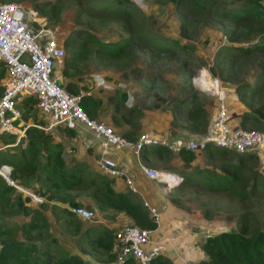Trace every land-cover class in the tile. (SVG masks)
Returning <instances> with one entry per match:
<instances>
[{
  "label": "rangeland",
  "instance_id": "1",
  "mask_svg": "<svg viewBox=\"0 0 264 264\" xmlns=\"http://www.w3.org/2000/svg\"><path fill=\"white\" fill-rule=\"evenodd\" d=\"M243 1L227 0V3L231 6ZM6 2L22 3L37 11L56 27V35L63 44L66 59L76 60L73 66L67 68L71 73L70 76L62 75V82L66 86L70 81L75 84L76 93L84 95L88 93L89 97L100 100L103 104L101 113L111 112L114 123L109 125L115 130H117L115 126L120 127L127 123L135 129L132 130L133 138H135L138 134L136 130L140 128V122L137 119L143 114L141 109L152 112L154 110L152 107L162 111L168 108L173 111L183 108L184 113H187L190 102L187 104L184 100L192 99L195 95L200 98L199 101L204 106L207 104L213 107L215 97L210 92L188 84L191 83V78L198 75L199 70L206 69L210 76L221 81L224 88L234 91L247 110H259L257 117L262 120L255 121L256 123L248 121L242 128L264 131V87H261V84L264 85V75H262L264 52H252L245 55L237 51L239 48L250 47L251 41L261 38L256 37L248 42L230 41L225 36V32L231 28L230 22L217 18L213 10L205 15L193 16L188 13L186 6L177 7L174 0H0V3ZM100 3L107 4L99 7ZM260 3L264 8V0H260ZM107 6L118 10L111 11ZM91 36L107 44H116L125 39L128 42L123 53L112 58L99 50L98 43L90 39ZM67 37L76 39L74 44L65 46ZM163 40L169 44L160 47L159 43H165ZM82 41L86 42L84 50L77 52L75 49ZM164 47L169 50L163 49ZM64 67L65 61L62 72ZM57 72L60 75V69H57ZM3 77L0 78L2 89ZM237 88L240 90L238 92L240 95L236 93ZM123 93H126V96ZM34 99L30 96L19 104L20 115L12 121L11 128L17 136L27 125L31 126L32 123L42 121L36 108L32 107L31 101ZM100 108L101 105L97 114ZM232 122L230 121V124ZM3 127L5 126L0 124V133ZM202 130H204L203 126L195 129L197 132H203ZM77 132L86 133L81 137L83 146L86 144L96 152L100 140L95 133L87 131L86 128ZM55 136L57 140L67 141L69 135L64 129L59 128V133ZM77 147L73 141L65 146V153H69L66 156L73 157L74 161L77 159L76 155L80 157ZM110 148L116 152L117 158L126 159L129 156L132 161L134 157L132 150L128 147L111 146ZM199 152L205 153L204 150ZM94 155L97 158V155ZM171 155L172 153L168 152L153 157L165 165L163 168L170 171L177 170L178 166L166 165ZM206 155L207 157L202 155L192 167L188 166L182 174L183 182H189L174 187L168 193L187 216V220H184L187 228H190L187 233L203 231L201 221L207 226L204 234L196 242L199 246H196L198 257L194 259V263L190 264H195L200 257L205 259V253H201L199 249L207 238L206 233L213 236L225 231L243 229L244 234L250 236L257 230L264 229V186L262 184L264 163L254 154L255 160L252 158L247 160L246 157L240 159L235 153L224 157L207 152ZM239 164L242 165L241 168L233 167ZM132 165H135L134 161ZM132 172L135 175L139 173L135 171V168ZM205 174H214L217 185L221 182L226 188L213 187L207 182V177H204L205 181L202 179V175ZM219 175L226 176L228 179L223 178L220 181ZM140 177V183L133 180L137 190L143 194L152 192L151 184L142 176ZM84 178L88 180V173H84ZM118 178L109 179L114 181ZM234 178L237 180L233 181ZM157 185L158 197L163 200V185ZM27 188L41 199L45 198V201L39 203L41 205L37 207L33 204L32 207L24 210L18 207L0 209V243L10 234L15 236L16 231L18 239L31 240L35 233L31 234L29 230L30 238H28L26 224L37 216L40 217L38 218L40 222H46V217L47 233L42 239L56 237L58 253L78 254L86 264L106 261L109 252L93 246L97 236L104 230L103 225H107L108 222L104 220L103 213H99V200L90 197L91 187L64 189L52 199L46 197L47 192L43 193V187L39 181H34ZM130 194L132 200L139 201L134 193L130 192ZM67 198L75 199L77 206H84L87 200L91 205L90 210L94 212L93 219L81 221L68 214L65 210L70 204L64 201ZM146 211L151 215L147 209ZM77 221H80L82 226L90 224L88 226L90 230L73 235ZM97 221H101L102 224H97ZM123 223L133 224L129 217ZM167 226L161 228L163 231L161 242L152 246L159 251L169 243V238L165 237V234L170 232ZM177 226L181 230L186 228L182 223ZM42 227L44 229L45 224ZM153 241H156L155 237ZM115 249L117 253L116 246ZM176 251L180 252L179 249Z\"/></svg>",
  "mask_w": 264,
  "mask_h": 264
},
{
  "label": "trees",
  "instance_id": "2",
  "mask_svg": "<svg viewBox=\"0 0 264 264\" xmlns=\"http://www.w3.org/2000/svg\"><path fill=\"white\" fill-rule=\"evenodd\" d=\"M174 1L177 7L186 6L190 15H205L213 10L217 18L229 21L231 28L225 32V36L228 37L230 41L242 40L243 42H248L256 37L261 38L260 40L251 41L250 47L237 49L240 54L246 55L252 52H264V8L260 0H244L242 3H235L231 6L228 5L227 0ZM106 4L107 3H100L99 7L106 6ZM107 8L111 11L118 10L114 9L112 6H107ZM186 24L187 23H185V25ZM90 39L98 43L100 51L112 58L120 56L128 42V40L125 39L116 44H107L98 41L94 36H91ZM75 40L76 39L67 37L64 45L68 46ZM164 42L165 43H159L160 47L169 44L166 41ZM85 43L86 42L82 41L75 50L77 52H82ZM163 49L169 50L167 47ZM75 63V59L65 58V67L62 72L64 77L70 76L71 73L68 72L67 68L73 66ZM0 66L1 78L4 76V65L0 63ZM262 75H264V73ZM74 85L75 84L68 81L65 87L71 92H76L77 88ZM261 87H264V85L261 84ZM239 91L240 90L237 88V95H240V93H238ZM1 92L2 88L0 87V94ZM123 94L126 96V93ZM231 95L236 96L234 91L228 90V96ZM199 100L200 98L197 95L192 99L188 98L184 100L187 104L190 102L186 117L192 125L191 128L193 130L199 126H203L204 130L202 131H205L208 124V113L204 104ZM31 102L34 104L36 99ZM100 105L101 102L98 99L83 97V107L91 118L96 117ZM249 106L252 107L251 104H249ZM28 109L29 108H27V110ZM258 114V109L247 110V107H245L241 115L240 126L242 127L248 121L255 122L262 120L258 119ZM64 130L71 137L75 135L74 130ZM58 131L59 129L57 132ZM132 134L133 133H131V135L125 134V136L129 139H134ZM0 138L5 144H14L16 142V135L13 133H3L0 135ZM64 147L63 141L57 140L55 135L47 134L43 129L36 125H32L25 129V136L21 137L16 145L10 146L5 151L0 152V164L10 165L12 167V177L26 187H30L34 181L41 182L43 193L45 194V192H47L46 197L49 199L56 197V195L64 189H78L82 186L91 187L92 193H90V197L99 200V209L100 211H105L103 216L109 222L116 221V214L118 213L126 215L131 219L134 225L142 228L147 227L149 229H154L157 226L154 219L149 216L143 203L131 199L130 192H115L111 185L112 180L104 175L91 172L83 162L72 161V165L69 164L63 155ZM150 149L164 151L166 148L153 146L145 150ZM204 152L205 154L207 152L208 154L214 156L218 155L219 157L235 153L211 145H208L204 149ZM178 154L185 166L188 167L197 153L188 149H181ZM237 155L240 159L246 157L247 160L251 158L255 160L253 154L243 153ZM241 166V164L233 165V167L237 169L241 168ZM84 173H88V180L84 178ZM219 176L220 181H222L223 178L228 179L226 176ZM204 177L210 178L209 180L211 181L207 179V182L213 187L226 188L221 182L218 183L219 186L217 185L214 174L202 175V179L205 181ZM187 178L188 177H186V179ZM235 180L237 179L234 178L233 181ZM187 182L189 181H185L183 184ZM262 184L264 186V180ZM242 197H244V195H242ZM64 201L69 202L71 206H77L73 198H67L64 199ZM33 204L35 203L29 196L7 185L0 177V209L5 210L18 207L24 210L27 207H32ZM35 205L37 207L41 204ZM87 207L90 208L91 206L89 205ZM65 211L69 214L67 209ZM38 218L40 217H34L26 224L29 228H27L26 232L27 237L29 236V230L31 234L32 232L33 234L35 233L31 240L27 239L24 241L23 239H18L17 231L15 236L14 234L9 235L7 232L9 236L0 243V264H86L83 258L78 254L58 253V251H56V245L58 244L56 237L42 239L47 233V218L45 217V223L40 222ZM44 224L45 227L43 229L42 226ZM88 228L87 226H82L80 221H77V227L72 234L76 236L83 231L87 232L90 230ZM24 229L23 227V231ZM114 244L111 229L104 227L102 233L95 239V243L93 242V246L108 251L109 256L106 258L105 262H98L97 264H109L116 261L117 253ZM201 248L206 257L195 264H264V229H259L250 236L245 235L243 229L217 233L207 237ZM123 264L135 263L131 259H126ZM150 264H173V262L164 255H157L152 259Z\"/></svg>",
  "mask_w": 264,
  "mask_h": 264
},
{
  "label": "built area",
  "instance_id": "3",
  "mask_svg": "<svg viewBox=\"0 0 264 264\" xmlns=\"http://www.w3.org/2000/svg\"><path fill=\"white\" fill-rule=\"evenodd\" d=\"M56 31V27L34 9L17 2L0 3V63L5 70L0 94V124L5 127L1 129L0 135L5 131L13 133L12 121L20 115L19 104L33 96L36 102L32 107L36 108L42 121L31 126H38L47 134H55L59 128L76 131L86 128L87 131H93L100 140L96 149L99 171L109 178L123 174L116 158L111 156L114 152L111 146L128 147L139 157L143 149L159 145L175 153L182 148L199 152L213 145L237 153L255 154L264 163V131L247 130L230 124L227 91L221 81L212 76V85L206 91L216 97V107L210 114L206 134L199 140H170L156 136L151 131H142L136 139L130 140L105 122L90 118L83 107L84 94L71 92L62 82L61 71L66 52ZM23 55L26 61L22 60ZM57 69H60V75ZM198 76L200 73L191 78L193 84H200L197 82ZM27 127L20 135H16L14 144H5L0 138V152L16 145L25 136ZM139 168L147 179L163 184L165 192L183 180L182 176L150 168L141 162ZM0 177L7 185L29 196L33 202H41L40 197L12 177L11 166L1 164ZM125 183L127 188L135 190L131 177H126ZM149 210L157 221L155 208ZM70 212L83 220H90L94 216V212L86 207L73 206ZM153 232L152 229L131 223H122L112 229L114 245L118 250L117 262L124 263L126 259H131L135 264H150L159 255L157 248H147Z\"/></svg>",
  "mask_w": 264,
  "mask_h": 264
},
{
  "label": "crops",
  "instance_id": "4",
  "mask_svg": "<svg viewBox=\"0 0 264 264\" xmlns=\"http://www.w3.org/2000/svg\"><path fill=\"white\" fill-rule=\"evenodd\" d=\"M228 103H229L228 104L229 105V121H233L232 122L233 126H239V120L241 119V115L243 111L245 110V106L242 102H240V100L235 95L229 96ZM209 106L210 105H207V104L205 105V109L208 113V120H209L211 112L216 107V101L213 103L212 105L213 107H209ZM102 108H103V104H101V108L99 109V112L96 115V118L107 124H113L114 122L110 115L111 112L108 113L105 111L104 113H101ZM152 108H154L152 112L146 109H143V110L141 109L143 114L140 118L137 119L138 122H140V128L136 130L137 133L143 130L151 131L156 136L165 137V138H169L172 140L193 139L199 135L200 132H197L191 128L192 125L188 121L186 117V113H184L183 108L177 109L175 111L169 108L166 111L156 110L155 107H152ZM115 128L119 130V132H123L129 135L133 133L132 130H135L127 123H125L123 126H120V127L115 126ZM74 132H75V135L73 137L68 136L67 141L63 140L64 145L66 146L68 142H72V141L75 142L76 146H78L77 147L78 154L80 155V157L76 155V158H77L76 160L78 162L85 163L87 166V169H89L91 172L99 174L98 163H97L98 156L96 158L94 155V154L96 155L98 154L94 151L93 148L87 147L86 144H84L83 146V143L81 141V137L85 135L86 133L83 132L82 136L80 137V134L77 131H74ZM58 133L59 131L56 132V134ZM65 150L66 149L64 147V151H63L64 158L69 160L68 163L72 165L73 157H67L66 155L69 153H65ZM168 152H171L172 155H171L170 161H168L166 165L168 166L173 165L175 167L178 166L177 170L170 171V170H167L166 168H163L165 165L161 164L157 159L153 157L154 155L157 156V155L165 154ZM133 155L134 157L132 158V161H131V158L129 156L126 159L125 158L120 159V158H117L116 152H112L111 156H114L116 158L118 164L120 165L123 171V174L117 180L112 181L111 183L112 188L117 193H129V192L134 193L135 196L138 197V200L143 203V205L149 212H150L149 210L150 208H155V210L157 211L158 219L156 221L157 226L154 228L155 234L153 232V235L155 236L152 235L150 237L147 248L152 249L153 245H156L161 242V235L163 233L161 228L167 226L168 224L167 227H169L170 232L172 234H170L169 232L168 234H165V237L169 238V243L167 244L165 248H161L160 251L157 248L158 252L161 253V255L168 257L173 262V264L194 263L195 262L194 259L198 257V254L196 253L198 251L196 250V246L199 247L198 245H196V242L199 241L200 236L204 234V229L207 228V226H205L203 224V221H201L200 219V221L202 222L201 228L203 229V231H200L198 233L196 232L187 233V230L190 228H187V224L184 222V220H187V216L185 215L184 211L178 208L180 206H178L174 202L175 199H172L169 196V194L166 193L164 190H163L164 192L163 200L162 199L160 200V198L158 197V194H159L158 185H157L158 183L153 180H149L145 177L144 173L139 168V162L145 164L146 166L150 168L170 171L177 175L184 174L185 170L188 167L185 166L184 162L181 160L178 153H175L168 149H165L164 151H161L158 149L144 150L142 151V153H140L139 157H137L134 153ZM195 155H196L195 158L189 163V166L191 167L194 165L195 162H197L201 158L202 155L204 157L205 156L207 157V155L203 152L202 153L200 152L199 154H195ZM133 161L135 165H132ZM133 167L135 168V171L139 172L138 174L135 175V173L132 172L134 169ZM140 176L145 178L151 184L152 192L143 194L137 190L134 184H133L135 188L134 191L127 188L126 183H125L126 177H131L132 180H135L138 183H140L141 182ZM179 186H182V185H179ZM84 205L89 206V202H87L86 200ZM99 213H105V211L103 212V211H100L99 209ZM116 215H117L116 221H113V222H109L106 218H104V220H106L108 224L103 225V226L109 229H114L118 225L128 220V217L126 215H122L118 213ZM193 220H196V219L193 218ZM181 223L183 224V226H186V228H183L181 230V228L177 226ZM97 224H102V222L97 221ZM86 226H90V224L88 225L87 223ZM158 234L160 235V237ZM154 237L156 239L155 242L153 241ZM176 249H179L180 252L179 251L177 252ZM199 250H201V253L203 252L201 248ZM202 259L204 258L200 257L197 262H199ZM109 264H118V263L113 262Z\"/></svg>",
  "mask_w": 264,
  "mask_h": 264
},
{
  "label": "clouds",
  "instance_id": "5",
  "mask_svg": "<svg viewBox=\"0 0 264 264\" xmlns=\"http://www.w3.org/2000/svg\"><path fill=\"white\" fill-rule=\"evenodd\" d=\"M65 61V60H64ZM62 72V71H61ZM199 72H200V70H199ZM199 72H198V74H199ZM210 74V73H209ZM61 76H62V73H61ZM63 78V77H62ZM192 86H196V87H198V88H200L201 90H205L206 91V89L207 88H203L200 84H193L192 83V80H191V83H190ZM226 89V88H225ZM226 91H227V100H228V90L226 89ZM212 95V94H211ZM212 96H214V95H212ZM83 97H89V95H84ZM215 97V96H214ZM215 101H216V97H215ZM228 102V101H227ZM229 104V103H228ZM228 107H229V105H228ZM86 112V111H85ZM88 115V114H87ZM89 116V115H88ZM91 118V117H90ZM210 118V117H209ZM92 119H96V118H92ZM98 120V119H97ZM107 124V123H106ZM109 125V124H108ZM208 125H209V122H208ZM208 125H207V127H206V130L205 131H203V132H200L199 133V135L196 137V138H193V139H196V140H199L203 135H205L206 134V132H207V130H208ZM110 126V125H109ZM240 126V125H239ZM241 127V126H240ZM242 128V127H241ZM114 129V128H113ZM78 130H81V129H77V131ZM115 130V129H114ZM74 131H76V130H74ZM116 132H118V133H122L123 135H125L123 132H119V131H117V130H115ZM144 131V130H143ZM142 132V131H141ZM141 132H138V134L136 135V137L134 138V139H136L137 138V136L141 133ZM56 134V133H55ZM55 134H52V135H55ZM56 137V136H55ZM127 137V136H126ZM129 139V138H128ZM134 139H130V140H134ZM170 140H172V139H170ZM178 140V139H177ZM180 140H187V139H180ZM211 146H213V145H211ZM157 147H164V148H166V149H168L167 147H165V146H162V145H159V146H157ZM218 148V147H217ZM182 149H186V148H182ZM221 149H223V148H221ZM143 150H145V149H143ZM142 150V151H143ZM169 150V149H168ZM204 150V149H203ZM228 150V149H227ZM142 151L140 152V153H142ZM191 151V150H190ZM202 151V150H201ZM231 151V150H230ZM193 152V151H192ZM97 153V152H96ZM177 153H179V152H177ZM194 153H200V152H194ZM235 153H237V152H235ZM98 154V153H97ZM237 154H243V153H237ZM250 154V153H249ZM255 155V154H254ZM98 156V158H99V154L97 155ZM1 165V164H0ZM8 165V164H7ZM145 165V164H144ZM10 166V165H9ZM98 171H99V168H98ZM168 172H170V171H168ZM170 173H172V172H170ZM99 174H101L100 173V171H99ZM173 174H175V173H173ZM102 175V174H101ZM177 175V174H176ZM105 176V175H104ZM179 176H182V174H180ZM107 177V176H106ZM183 177V176H182ZM109 178V177H108ZM154 181V180H153ZM156 182V181H155ZM183 180L180 182V183H178V184H174V185H172V189L174 188V187H176V186H179V185H183ZM158 184H160V183H158ZM163 185V184H162ZM163 189H164V185H163ZM171 189V190H172ZM165 191V190H164ZM170 192V191H169ZM169 192H166V193H169ZM43 201H45V198H44V200L42 199L41 200V202H34L35 204H39V203H42ZM71 207H73V206H68V211H69V214L70 215H72V216H74V217H77V216H75V215H73L71 212H70V208ZM76 207H78V206H76ZM79 207H86V208H88L87 206H79ZM88 209H90V208H88ZM151 214V213H150ZM152 215V214H151ZM150 216V215H149ZM153 216V215H152ZM151 217V216H150ZM78 218V217H77ZM153 218V217H152ZM78 219H80V218H78ZM93 219V218H92ZM92 219H90V220H92ZM153 219H155L154 221L156 222V218L154 217ZM81 221L83 220V219H80ZM88 220V219H87ZM90 220H88V221H90ZM88 227V226H87ZM111 231H112V229H111ZM206 237H210L209 235L207 236V233H206ZM159 255H160V253H159ZM116 263H118V264H123V263H119V262H117V259H116V261H115Z\"/></svg>",
  "mask_w": 264,
  "mask_h": 264
},
{
  "label": "bare ground",
  "instance_id": "6",
  "mask_svg": "<svg viewBox=\"0 0 264 264\" xmlns=\"http://www.w3.org/2000/svg\"><path fill=\"white\" fill-rule=\"evenodd\" d=\"M200 76L197 79V82L200 83V85L203 88H207L208 86L212 85L211 79H210V74L206 69L200 70Z\"/></svg>",
  "mask_w": 264,
  "mask_h": 264
},
{
  "label": "water",
  "instance_id": "7",
  "mask_svg": "<svg viewBox=\"0 0 264 264\" xmlns=\"http://www.w3.org/2000/svg\"><path fill=\"white\" fill-rule=\"evenodd\" d=\"M22 60L26 61V56L25 55L22 56Z\"/></svg>",
  "mask_w": 264,
  "mask_h": 264
}]
</instances>
